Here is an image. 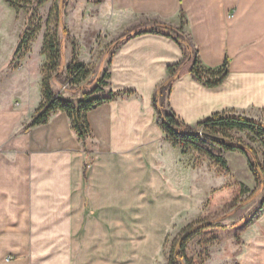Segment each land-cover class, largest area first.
I'll use <instances>...</instances> for the list:
<instances>
[{
  "label": "crops",
  "instance_id": "crops-1",
  "mask_svg": "<svg viewBox=\"0 0 264 264\" xmlns=\"http://www.w3.org/2000/svg\"><path fill=\"white\" fill-rule=\"evenodd\" d=\"M182 11L203 65L216 69L228 58L230 67L221 85L208 87L186 66L173 84L168 109L191 126L216 112L264 122V0H101L98 5V16L114 38L146 18L179 25ZM6 34H12L10 29L0 26L4 63L16 53L23 31ZM68 49L63 74L72 59ZM183 57V47L162 34L123 42L102 67L110 73L104 95H121L89 111L92 136L87 141L79 138L65 111L25 130L44 101L48 58L42 48L28 59V73L0 75V264H7L10 255L21 260L8 264H93L88 260L93 226L108 225L104 211L129 207L115 204H130L124 198L115 202L114 194L171 187L183 154L170 140L154 96L169 78V66ZM52 85L73 100L83 92L61 91L60 78ZM87 157L92 161L85 175ZM229 157L248 161L239 151L227 152L226 161ZM254 242L250 264H264V235Z\"/></svg>",
  "mask_w": 264,
  "mask_h": 264
},
{
  "label": "rangeland",
  "instance_id": "rangeland-1",
  "mask_svg": "<svg viewBox=\"0 0 264 264\" xmlns=\"http://www.w3.org/2000/svg\"><path fill=\"white\" fill-rule=\"evenodd\" d=\"M60 1L48 0L40 5L35 0L18 9L7 2V6H0V26L10 29L12 34L21 30L26 33L22 50L7 63H4L5 50H0V75L28 73L31 70L28 59L36 58L37 52L43 50L45 37L55 34L62 37L65 26L70 32L65 40L69 52L74 41L78 59L90 71L83 83H91V88L96 85L105 72L102 67L111 57L109 45L120 35L114 38L107 32L98 16L101 0H69L63 8V24H59L56 15ZM1 41L13 45L12 40ZM68 76V72L60 75L62 86L67 85ZM231 133L236 139H247V132ZM178 147L182 153V147ZM256 147L264 159V148L258 143ZM176 174L177 180L160 193L114 194L115 202L123 198L130 202H118L114 208L129 207L103 212L108 225L93 226L88 260L93 264H170L183 229L202 220L212 222L213 226L189 242L179 264H250V247L257 235H264V208H260L264 191L259 189L248 161L229 157L227 166H222L206 153L190 147L179 159ZM100 216L98 211L97 217ZM70 244L67 250L74 248ZM18 260L21 259L14 255L4 259L7 264ZM71 261L79 260L71 258Z\"/></svg>",
  "mask_w": 264,
  "mask_h": 264
},
{
  "label": "trees",
  "instance_id": "trees-1",
  "mask_svg": "<svg viewBox=\"0 0 264 264\" xmlns=\"http://www.w3.org/2000/svg\"><path fill=\"white\" fill-rule=\"evenodd\" d=\"M35 0H6L12 7L18 9L23 5L33 3ZM48 0H38L43 5ZM69 0H61L56 11L59 24H63V8ZM188 19L184 11L181 14V22L174 25L157 18H146L141 24L123 32L113 40L109 48L111 55L117 48L129 38L144 33L162 34L175 40L184 49L183 59L175 65L169 66V78L157 89L154 96V103L163 119V126L175 146L182 147V154L186 155L190 147H194L206 153L212 160L222 166H227L225 154L227 152L239 151L248 158V164L253 173L259 189L264 191V159L256 147V143L264 148V122L250 119L233 112H216L208 118L200 121L196 126H191L181 120L174 112L168 109L167 100L172 91L174 82L180 77L182 70L190 65L189 71L193 76L208 87L221 85L229 74L230 61L227 58L225 63L216 69L207 68L203 65L199 49L193 41L192 36L187 32ZM70 36L69 30L63 27V36L53 35L45 37L43 53L47 55L48 61L43 72V93L44 101L25 127L28 130L34 126L46 124L51 115L57 111H65L72 120L73 128L79 138L87 141L92 136L91 127L88 121L89 111L118 98L121 92L111 91L104 95L109 85L110 73L105 71L101 77H97L96 85L83 83L90 75L85 63L78 59L76 43L73 41L72 59L67 68L70 82V90L83 91L82 95L73 100L64 97L53 89V81L59 79L62 74V61L66 49L65 40ZM26 33L23 34L16 53L18 54L26 42ZM89 88H91L89 90ZM128 93V92H126ZM239 130L247 132V139L244 137L235 138L231 131ZM87 156L90 151L86 148ZM264 156V153H263ZM91 159L87 157L85 163V175L89 171ZM264 208V202L260 206ZM212 222L196 221L187 225L179 235L175 248L172 251L170 264H179L184 259V250L189 242L203 230L211 228Z\"/></svg>",
  "mask_w": 264,
  "mask_h": 264
},
{
  "label": "built area",
  "instance_id": "built-area-1",
  "mask_svg": "<svg viewBox=\"0 0 264 264\" xmlns=\"http://www.w3.org/2000/svg\"><path fill=\"white\" fill-rule=\"evenodd\" d=\"M67 85L70 86V82L69 81H68ZM67 85H63L62 86V91H66L68 89L67 88L68 87Z\"/></svg>",
  "mask_w": 264,
  "mask_h": 264
}]
</instances>
